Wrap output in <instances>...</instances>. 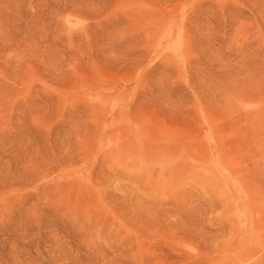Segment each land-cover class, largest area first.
<instances>
[{
	"label": "rangeland",
	"instance_id": "1",
	"mask_svg": "<svg viewBox=\"0 0 264 264\" xmlns=\"http://www.w3.org/2000/svg\"><path fill=\"white\" fill-rule=\"evenodd\" d=\"M0 264H264V0H0Z\"/></svg>",
	"mask_w": 264,
	"mask_h": 264
}]
</instances>
